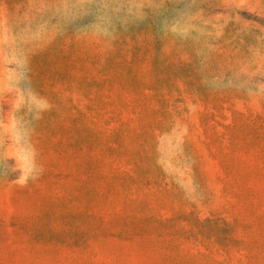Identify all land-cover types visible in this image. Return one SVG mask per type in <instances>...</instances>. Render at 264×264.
Here are the masks:
<instances>
[{
  "label": "rangeland",
  "instance_id": "1",
  "mask_svg": "<svg viewBox=\"0 0 264 264\" xmlns=\"http://www.w3.org/2000/svg\"><path fill=\"white\" fill-rule=\"evenodd\" d=\"M0 264H264V0H0Z\"/></svg>",
  "mask_w": 264,
  "mask_h": 264
}]
</instances>
